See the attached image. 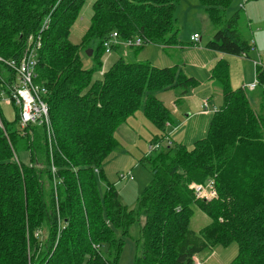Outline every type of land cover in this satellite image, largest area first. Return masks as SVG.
Segmentation results:
<instances>
[{
  "label": "trees",
  "instance_id": "obj_1",
  "mask_svg": "<svg viewBox=\"0 0 264 264\" xmlns=\"http://www.w3.org/2000/svg\"><path fill=\"white\" fill-rule=\"evenodd\" d=\"M85 1L0 0L4 58L18 59L28 36L49 16L36 82L48 89L53 129L50 136L45 123L22 128L17 107L12 121L0 108V264H118L137 222L136 264H194L193 256L204 250L233 243L238 254L230 264H264V118L245 88L231 87L224 63L213 70L222 104L207 135L192 146L170 141L144 156L151 183L135 208L120 201L102 169L119 144L116 131L139 110L166 131L174 118L156 94L177 89L182 96L199 81L178 66L124 59L95 78L104 42L114 31L123 41L143 37L144 44H179L180 0H96L80 44L98 43L89 69L80 45L70 39ZM199 1L218 28L208 48L242 55L254 47L240 29L238 11L228 17L233 0ZM256 72L263 86L264 67ZM0 74L13 78L2 63ZM210 177L217 196L197 198L190 184ZM194 205L211 219L198 232L190 229Z\"/></svg>",
  "mask_w": 264,
  "mask_h": 264
},
{
  "label": "rangeland",
  "instance_id": "obj_2",
  "mask_svg": "<svg viewBox=\"0 0 264 264\" xmlns=\"http://www.w3.org/2000/svg\"><path fill=\"white\" fill-rule=\"evenodd\" d=\"M95 2L96 0L85 1L81 14L75 22L70 35L73 44L80 45L83 41V37L91 22L93 4ZM237 11L241 31L247 39H250L251 41L253 39L256 40L257 51L260 50L261 53L260 59H264V0H233V4L228 10V17L232 16V14ZM175 12L177 18L175 29L178 30V40L182 42V45L179 46V44L176 43L175 45L165 46L167 50L171 51L168 52L164 50L161 45L153 43L144 44L142 48L138 49L132 48L124 41L115 40V44L118 43L119 48H115L110 54L104 53L102 55L100 58V61L102 62L101 68H108V58L113 56V58L118 57L127 62L149 63L156 67H166V65L176 63L179 65L180 71L185 75L193 73L194 67H192L188 59V57L193 56L188 53H186L188 57L184 56L185 52L184 50H181L182 47L188 46L187 43L190 42V35L196 32L197 34L202 35L203 40L201 41V45L202 48H204L208 41L213 38V35L218 28L211 24L209 17L199 0H180ZM43 36L44 34H42V42ZM86 45L87 47H85ZM97 45L98 43H94V41L80 45V55L86 69L95 66V56H89L87 51L93 49L96 54ZM188 48H184L186 52ZM252 51L253 50H251L250 53H252ZM251 56H254V54ZM230 57L233 61V64L231 63V72L229 63ZM241 57H243V61L251 59L245 56ZM176 60L177 62H175ZM251 60L253 62V59ZM218 63H224L228 66L230 85L232 88L243 87L249 94H251L248 88V83H246L247 85L243 84L241 80H234L233 83H231V78L235 73H238L239 75L248 77L246 81L255 82L256 78L253 77L255 62L252 63L253 70L250 77L248 69L243 66L241 59H238L237 56L226 54L225 58H221ZM100 74L101 70L97 69L94 72V77H101L98 76ZM213 81L215 80L213 79ZM258 86L259 87L256 91L252 93L254 96L253 102L254 107L264 118V107L262 108L264 99H262V93H260V91L262 92L260 87L263 86ZM218 88V92L220 93L222 90L219 86ZM174 91L177 93L179 92L177 89H174ZM164 94L166 102L171 93L168 91L164 92ZM213 99H218L216 103L219 102V98L213 97ZM198 105L199 100L197 95L193 93V90H189L188 97L185 99L181 98L177 102L176 100L175 102L170 100V114L176 120L174 121V124L168 125L166 131L158 129V127L150 120L147 121V119H145L147 117L142 110L137 111L135 115L129 119L128 124H122L120 129L116 131L115 136L119 144L113 152L107 156L102 165V169L107 181L115 184L119 193L120 201L129 209L136 207L142 192L152 181L149 164L142 161V158L149 153L154 154L155 152H159L160 147L165 148L170 141H172L171 144L173 143V145H176V143H183L187 146L193 145V142H191L192 140L187 141L185 138L188 137L187 132L189 128L194 131L195 128L200 125L196 122L197 119L202 123V118H200L199 114H196L198 111L197 109L199 108ZM215 105L213 108L214 110L211 112L212 115L216 112L215 109L218 110L219 108ZM0 108L3 110L4 116L7 120L12 121L15 118L17 110L14 105L0 103ZM192 112L193 114L185 123H183L185 115ZM137 124H140V128L135 130ZM126 129H129L127 130L128 134L126 133ZM167 135H169L170 138H166ZM206 135L207 131L201 137L204 138ZM196 136L193 137L196 138ZM157 139H159L158 142L161 146L154 150V141ZM192 184L193 183L190 185ZM193 209L194 215L191 218L190 229L197 232L206 226L211 219L198 206L194 205ZM143 221L144 219L141 220V222ZM140 227V222L135 223L131 227L129 236L125 239V244L118 264H136V239L139 237ZM237 254L238 245L233 243L228 247L219 246L215 249H206L198 254V258L202 261V264H230Z\"/></svg>",
  "mask_w": 264,
  "mask_h": 264
},
{
  "label": "built area",
  "instance_id": "obj_3",
  "mask_svg": "<svg viewBox=\"0 0 264 264\" xmlns=\"http://www.w3.org/2000/svg\"><path fill=\"white\" fill-rule=\"evenodd\" d=\"M49 16L45 18L37 33H32L28 36L22 55L17 58H4L0 55V63L4 64L12 71L13 78L7 79L0 74L2 84H0V103L14 105L18 109L20 126L25 128L29 124L45 123L49 135L53 134L51 120L49 116V106L45 99L48 89L36 82L37 64L39 51L42 48V34L49 28ZM199 34L195 33L192 39L198 41ZM115 40H119L118 33L114 31L104 42L105 54H110L113 51ZM123 41V40H120ZM132 48L141 47L145 43L143 37H135L124 40ZM245 56V53L242 54ZM258 85L256 78L255 82L249 84V88L255 89ZM3 86L6 88L4 89ZM202 108L206 112H212L208 99L202 103ZM215 111H217L215 109ZM51 134V135H52ZM50 135V136H51ZM160 143L154 144L153 149H158ZM190 187L194 190L195 196L200 199H211L217 196L215 180L208 178L204 183H193ZM194 264H202L198 255L193 256Z\"/></svg>",
  "mask_w": 264,
  "mask_h": 264
},
{
  "label": "crops",
  "instance_id": "obj_4",
  "mask_svg": "<svg viewBox=\"0 0 264 264\" xmlns=\"http://www.w3.org/2000/svg\"><path fill=\"white\" fill-rule=\"evenodd\" d=\"M196 32L192 33L190 35V42L187 43L188 46H184L182 47L181 50H184L185 54L184 56H187L186 53L192 55L193 57H188L192 67H194L193 69V73H190L189 75H187L188 77H194L196 78L198 81H199V85L191 90H193V93L195 95H197V98L199 100V108L197 109V113L196 114H199L200 115V118H202V123L197 119L196 122L200 125H198L194 131L191 130V128L188 129V137L185 138V140L187 141H190L192 140L191 142H194L195 140L197 139H200V138H203L201 137L206 131H208V128H209V124H210V121H211V118H212V114L211 112H206L205 110H203L202 108V103L204 100H206V98L208 99V102H209V105H210V108H214V105L219 107L221 106L222 104V94L221 92L219 93V88H218V85H216V82L213 81V70L214 68L216 67V65L218 64L219 60L221 58H225L226 54L223 53V52H220V51H216V50H212L210 48H208L207 46H205L204 48H202V45H201V41L203 40V37L201 34H199L200 38L198 41H195L192 39V36L195 34ZM209 42V41H208ZM252 42L254 43V47L251 49L253 50L252 53H250V51L245 54V57L247 58H251L253 59V62L251 59H246L245 61H243V55H233V56H237L238 59H241L242 63H243V66L246 67L248 69V72H249V77L251 76V72H252V63L255 62V66H254V75L253 77L257 78V72H256V69H257V66L258 65H262L264 67V59H260L261 57V53H260V50L257 51V46H256V40L253 39ZM182 45V42H180L179 40V46ZM163 47L164 50L168 51V52H171L170 50H167L165 46L161 45ZM189 47V48H188ZM184 48H188L187 49V52ZM174 49H177V48H174ZM255 49V50H254ZM180 50V51H181ZM252 54H254V56H251ZM229 55V54H228ZM197 56V57H196ZM186 57V59H187ZM119 58H113V56L109 57L108 58V61H109V67L115 63ZM258 61V62H257ZM177 62V60L175 61ZM230 72H231V63L233 64V61H232V58L230 57ZM167 67L168 66H178V64L176 63H173V64H170V65H166ZM108 67V68H109ZM185 67V65H184ZM183 67V68H184ZM108 68H105V69H101V74L98 75V76H101V77H95V78H102L103 76V72H105ZM231 74V73H230ZM245 77V78H244ZM248 79V77L244 76V75H239L238 73H235V75L231 78V83H233L234 80H241V82H243V84H246L248 83L251 84L253 81H246ZM254 80V79H253ZM247 85V84H246ZM258 85H260L258 83ZM257 85V87L255 89H250L249 87V91L251 94H249L248 92V95L250 97V100H251V104L252 106L254 107V96L252 95V93L254 91H256V89L259 87ZM261 86V85H260ZM239 88V87H238ZM243 88V87H242ZM262 89V92L260 91V93H262V99H264V85L263 87H260ZM233 89H237V88H233ZM170 92L171 95L168 97V101L165 102V94L164 92ZM189 93V92H188ZM188 93L185 94V95H180L179 93H177L176 91H174V89H169V90H163V91H160L156 94L157 98L162 101V103L165 105L166 108H168V110L170 111V106H169V103H170V100L175 102L179 101L181 98L185 99L186 97H188ZM213 97H217L219 98V102H217V100H214ZM191 98V97H190ZM189 98V99H190ZM264 107V104H262V108ZM218 108V109H219ZM255 108V107H254ZM190 109V108H189ZM256 109V108H255ZM263 110V109H262ZM178 112V110H177ZM176 112V113H177ZM190 112V111H188ZM193 114L192 113H187L185 115V118L183 120V123L186 122V120ZM173 117V116H172ZM130 119V118H129ZM147 119V118H145ZM176 119H174L175 121ZM148 121V119H147ZM129 120L124 123V124H128ZM148 123V122H147ZM140 125V124H139ZM139 125L137 124V126L135 127V130L137 128H140ZM121 127V126H120ZM119 127V129H120ZM127 130L129 129H126V133H127ZM133 132H134V128H133ZM128 134V133H127ZM197 135V136H196ZM193 136H196L193 137ZM166 138H170L169 135L166 136ZM211 222V220H210ZM209 222V223H210ZM208 223V224H209ZM207 224V225H208ZM205 227V226H204ZM200 231V230H199ZM198 232V231H197Z\"/></svg>",
  "mask_w": 264,
  "mask_h": 264
},
{
  "label": "water",
  "instance_id": "obj_5",
  "mask_svg": "<svg viewBox=\"0 0 264 264\" xmlns=\"http://www.w3.org/2000/svg\"><path fill=\"white\" fill-rule=\"evenodd\" d=\"M87 53L89 54V56H91L92 53H93V49H89V50L87 51Z\"/></svg>",
  "mask_w": 264,
  "mask_h": 264
}]
</instances>
